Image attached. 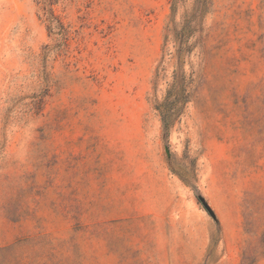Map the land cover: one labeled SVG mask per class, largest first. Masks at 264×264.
<instances>
[{
	"label": "rangeland",
	"instance_id": "374dc122",
	"mask_svg": "<svg viewBox=\"0 0 264 264\" xmlns=\"http://www.w3.org/2000/svg\"><path fill=\"white\" fill-rule=\"evenodd\" d=\"M0 264H264V0H0Z\"/></svg>",
	"mask_w": 264,
	"mask_h": 264
},
{
	"label": "trees",
	"instance_id": "16d2710c",
	"mask_svg": "<svg viewBox=\"0 0 264 264\" xmlns=\"http://www.w3.org/2000/svg\"><path fill=\"white\" fill-rule=\"evenodd\" d=\"M48 17H50L49 18V25H48L50 29H53L56 26H60V28L64 29L63 24L60 22V20H58L56 18V16L54 15L53 12H50V16H48Z\"/></svg>",
	"mask_w": 264,
	"mask_h": 264
}]
</instances>
